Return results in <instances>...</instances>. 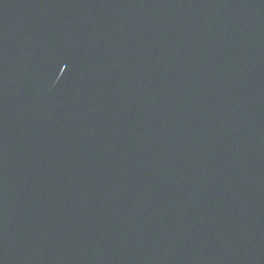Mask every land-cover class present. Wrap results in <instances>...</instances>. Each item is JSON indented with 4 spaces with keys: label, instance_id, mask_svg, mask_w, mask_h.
Listing matches in <instances>:
<instances>
[{
    "label": "water",
    "instance_id": "obj_1",
    "mask_svg": "<svg viewBox=\"0 0 264 264\" xmlns=\"http://www.w3.org/2000/svg\"><path fill=\"white\" fill-rule=\"evenodd\" d=\"M0 264H264V0H0Z\"/></svg>",
    "mask_w": 264,
    "mask_h": 264
}]
</instances>
